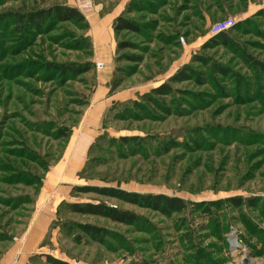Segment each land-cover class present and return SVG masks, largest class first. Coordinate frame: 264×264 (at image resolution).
I'll list each match as a JSON object with an SVG mask.
<instances>
[{"label": "rangeland", "instance_id": "374dc122", "mask_svg": "<svg viewBox=\"0 0 264 264\" xmlns=\"http://www.w3.org/2000/svg\"><path fill=\"white\" fill-rule=\"evenodd\" d=\"M90 1L101 15L125 9L139 31L114 35L125 45L113 67L126 98L105 111L80 170L56 184L97 88L89 30L8 19L76 0H0V264H49L45 255L71 264H264V0ZM229 18L230 28L211 33ZM55 65L91 68L63 74ZM180 71L186 79L172 81ZM163 83L170 93L152 94ZM84 186L161 193L186 206L163 214L77 191ZM71 202L140 220L73 213ZM80 224L108 235L94 241Z\"/></svg>", "mask_w": 264, "mask_h": 264}, {"label": "trees", "instance_id": "16d2710c", "mask_svg": "<svg viewBox=\"0 0 264 264\" xmlns=\"http://www.w3.org/2000/svg\"><path fill=\"white\" fill-rule=\"evenodd\" d=\"M125 9L118 14L112 22V28L117 36L121 31H133L138 32V25L128 19L125 14ZM56 19L58 21H71L76 25H80L81 28L85 30H89V23L85 17V15L80 12L76 7L70 5H54L48 9H42L35 12L28 13H9L8 19H11L15 23H21L28 25L30 28H40L43 26L44 22L48 19ZM222 42L227 43V37L225 33L219 34ZM83 40L86 41V44L89 45L93 52V43L89 35L83 37ZM124 44L122 42L117 43L116 51L124 48ZM129 60L138 61L137 56H130ZM91 67L87 65L86 67L79 69L69 65H55V69L57 72H61L63 74L77 72L82 73L89 70ZM186 79V72L180 71L174 76H172V81H181ZM122 83L121 77L114 76L110 81V92L114 91L120 84ZM171 91V87L163 83L157 87L151 89L152 94L154 95H167ZM153 99V98H152ZM151 100V99H150ZM137 104V103H136ZM133 138L123 137L122 141L124 143L130 142ZM77 191L79 192H94L96 194L115 198L117 200L131 203L143 208H149L155 211H159L163 214H168L173 211H181L185 208L186 203L183 199L179 197H171L161 193H138L127 191L118 187H97V186H84L78 187ZM68 210L73 213L79 214H89V215H98L105 218H108L114 222H119L128 225L137 224L140 220L139 216L136 214L118 209L115 207H111L105 203H93V202H71L67 204ZM73 224L68 225V231L71 232L73 229ZM77 228L85 234L88 238L97 241L103 242V239L108 232L98 226L91 224H80L77 225ZM80 240L79 235L75 236ZM46 261L49 264H71L67 261L57 259L51 255H45Z\"/></svg>", "mask_w": 264, "mask_h": 264}, {"label": "crops", "instance_id": "0c3cea01", "mask_svg": "<svg viewBox=\"0 0 264 264\" xmlns=\"http://www.w3.org/2000/svg\"><path fill=\"white\" fill-rule=\"evenodd\" d=\"M117 15L118 13L101 15L97 10L85 14L89 23V36L93 43V59L95 62L102 61L104 66L97 69V88L92 103L85 114L82 127L72 137L67 157L58 169L56 184L61 183L62 178H70L80 170L86 160L89 146L100 132V123L105 111L113 102L126 98L119 95L117 88L110 92L109 84L114 76L113 57L116 50L112 22ZM39 215L40 213L35 221L41 216Z\"/></svg>", "mask_w": 264, "mask_h": 264}, {"label": "built area", "instance_id": "2783aa9c", "mask_svg": "<svg viewBox=\"0 0 264 264\" xmlns=\"http://www.w3.org/2000/svg\"><path fill=\"white\" fill-rule=\"evenodd\" d=\"M75 7L84 15L93 10L99 11L101 9L100 5H95L90 0H76ZM233 22L234 21L232 18L219 21L213 24L211 33L215 34L220 31H225L232 26ZM95 66L97 69H99L104 66V63L102 61H96Z\"/></svg>", "mask_w": 264, "mask_h": 264}, {"label": "bare ground", "instance_id": "6f19581e", "mask_svg": "<svg viewBox=\"0 0 264 264\" xmlns=\"http://www.w3.org/2000/svg\"><path fill=\"white\" fill-rule=\"evenodd\" d=\"M243 258H244V257H243ZM245 259H247V258H245ZM244 262H245V260H242L240 264H246V263H244ZM247 262H248L249 264H254V261H252L250 258H248Z\"/></svg>", "mask_w": 264, "mask_h": 264}]
</instances>
